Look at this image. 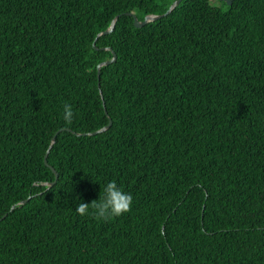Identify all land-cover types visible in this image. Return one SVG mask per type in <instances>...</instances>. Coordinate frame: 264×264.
I'll use <instances>...</instances> for the list:
<instances>
[{
    "label": "trees",
    "instance_id": "1",
    "mask_svg": "<svg viewBox=\"0 0 264 264\" xmlns=\"http://www.w3.org/2000/svg\"><path fill=\"white\" fill-rule=\"evenodd\" d=\"M173 1L0 0V264H264V0Z\"/></svg>",
    "mask_w": 264,
    "mask_h": 264
},
{
    "label": "clouds",
    "instance_id": "2",
    "mask_svg": "<svg viewBox=\"0 0 264 264\" xmlns=\"http://www.w3.org/2000/svg\"><path fill=\"white\" fill-rule=\"evenodd\" d=\"M74 116L72 106L64 104L62 110V119L66 123H71ZM49 165V164H48ZM98 198L90 203L79 200L75 206V212L81 216L91 214L98 220H109L120 217L127 213L132 205V195L124 190V187L117 183L116 180H108L99 185Z\"/></svg>",
    "mask_w": 264,
    "mask_h": 264
},
{
    "label": "water",
    "instance_id": "3",
    "mask_svg": "<svg viewBox=\"0 0 264 264\" xmlns=\"http://www.w3.org/2000/svg\"><path fill=\"white\" fill-rule=\"evenodd\" d=\"M220 1H225L227 4H231L232 3V0H220ZM179 2H180V0H174L169 5L168 9L164 13H162V14H147V15L144 16V18L142 20H138L136 15L130 14L133 17V24L136 27H141L142 25H144V24H146V23H148L150 21H154V20H156V19H158V18H160L162 16H165V15L169 14L179 4ZM118 17H119V15L114 16L113 19L111 20L109 26L107 27V29H105L104 31H101L100 33H98L97 37L100 36V35H105V34L110 33L113 30ZM93 46L95 47L94 44H93ZM102 49L112 51L111 48H108V47H103ZM111 53H112V57L111 58L98 63V65L96 67L97 68V78L98 79H99V76H100V68L102 66L108 65V64L113 63L115 61L116 55H115V53L113 51ZM98 86H99V83H98ZM101 98H102V96H101ZM110 124H111V120L109 119V122H108L107 125L99 128V129H97V130H95L93 132H88L87 134L93 135V134H97L99 132H102V131L106 130L110 126ZM83 134H85V133H83ZM54 142H55V135L51 138V143H50V145H49V147H48V149H47V151H46V153L44 155V163H45L46 166L50 167V169L54 173L55 179H56L57 178V172L55 171V169L53 167L49 166L48 163H47V155H48V152H49V150H50V148H51V146H52V144ZM44 184L49 187V186H51L53 184V182H45ZM24 202H25V200L21 201L20 203H24ZM12 208L13 207H11V209Z\"/></svg>",
    "mask_w": 264,
    "mask_h": 264
}]
</instances>
